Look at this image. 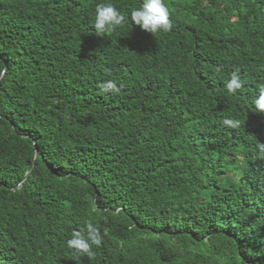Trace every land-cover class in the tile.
Returning a JSON list of instances; mask_svg holds the SVG:
<instances>
[{"label": "trees", "instance_id": "trees-1", "mask_svg": "<svg viewBox=\"0 0 264 264\" xmlns=\"http://www.w3.org/2000/svg\"><path fill=\"white\" fill-rule=\"evenodd\" d=\"M164 2L151 34L143 0H0V264H264V0Z\"/></svg>", "mask_w": 264, "mask_h": 264}, {"label": "clouds", "instance_id": "clouds-1", "mask_svg": "<svg viewBox=\"0 0 264 264\" xmlns=\"http://www.w3.org/2000/svg\"><path fill=\"white\" fill-rule=\"evenodd\" d=\"M170 12L164 0H143L140 7L134 8L130 12L131 21L140 26L142 30L148 33H157L163 31L165 33L172 30L170 21ZM127 22L126 14L119 11L112 3H101L96 6L95 29L98 33L114 32L117 27L123 26ZM244 82L241 80L239 70L237 69L231 75L230 80L225 85L226 92L235 94L237 90L243 87ZM104 92L118 93V87L115 80L109 79L101 84ZM257 113H264V86H260L259 94L253 101ZM226 126L237 129L241 125V121L237 118H228L223 121ZM260 158L264 159V143H257ZM87 236L80 231H74L72 238L67 240L69 249L77 250L79 255H87L92 257L95 253L92 246L99 247L103 237L100 230L96 228L89 220L86 223Z\"/></svg>", "mask_w": 264, "mask_h": 264}]
</instances>
